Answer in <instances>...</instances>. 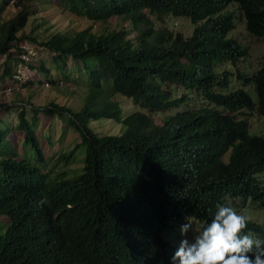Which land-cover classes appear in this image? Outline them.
Masks as SVG:
<instances>
[{
	"label": "trees",
	"instance_id": "1",
	"mask_svg": "<svg viewBox=\"0 0 264 264\" xmlns=\"http://www.w3.org/2000/svg\"><path fill=\"white\" fill-rule=\"evenodd\" d=\"M9 1L19 8L0 22L7 69L21 61L22 41H37L22 31L30 0H0V10ZM54 5L89 22L115 17L130 29L94 33L88 26L48 35L50 25L42 29L37 43L50 55L40 59L38 74L50 77L53 69L86 94L78 110L29 103L14 128L0 126V215L8 218L0 222V264H172L184 220L210 222L218 203L264 207V182L257 178L264 172V134L247 131L250 113L264 117V55L246 75L236 68L246 48L227 36L238 11L246 33L264 37V0ZM170 16L189 20L190 35L154 26ZM250 84L255 101L243 88ZM165 112L160 124L153 122ZM39 116L47 122L56 116L79 138L48 170L35 131ZM102 119L119 131L100 134L89 125ZM11 130L17 141L7 139ZM60 132L59 140L65 128ZM69 161L75 166L67 169ZM42 197L48 203L38 207ZM248 231L264 240V223L251 220Z\"/></svg>",
	"mask_w": 264,
	"mask_h": 264
},
{
	"label": "rangeland",
	"instance_id": "2",
	"mask_svg": "<svg viewBox=\"0 0 264 264\" xmlns=\"http://www.w3.org/2000/svg\"><path fill=\"white\" fill-rule=\"evenodd\" d=\"M28 6L31 10V13L28 12L25 26L22 31L30 36L36 35L37 41L24 40L20 44L23 46L25 44V49L30 50V47H34L35 55L32 60L28 61L29 65L35 66L43 59L45 61L49 60V51L45 50L41 45H39L38 39L42 40V29L50 25L48 31L45 32L46 35L53 32V30L66 31L69 29H82L90 27V31L98 33L101 30L109 29L115 25L118 27L123 26L122 28L127 30L130 29V25L126 21H120L115 17H110L106 22H89L77 17L62 12L60 7L54 5V0H30ZM19 7L13 5L12 2H8L6 5L1 7L0 10V22H3L13 16ZM146 11V10H144ZM156 23V24H155ZM233 28L230 30L227 36L236 39L241 46H245V55L239 59L238 64L236 65L239 70H241L246 75H251L254 70L259 66L261 57L264 55V37H254L246 33L244 29V20L241 18L238 11H235L232 17ZM154 26L158 28L166 27L168 30H171L172 33L179 32L183 37L190 35L192 24L189 20H186L181 17H168L164 21H153ZM20 31H17L19 34ZM135 33L131 31L129 37L133 36ZM31 45V46H30ZM5 60L4 55H0V126L2 125L1 121L5 124H14L16 122V112L17 106L13 104L15 101H25L30 102L33 106H43L48 102H54L59 106H65L72 110H78L83 103V97L86 94V91L83 86L73 85L70 81H65L62 79L61 85H56L55 81H52L53 86L41 87L39 83L34 80H31V84L25 85L24 87L16 86L14 82L10 80V74L14 70V65H11V70L7 69L2 63ZM226 64H220L219 67L223 69ZM13 73L16 72V69ZM6 69V70H5ZM10 70V74L8 71ZM30 71H33L29 68ZM55 73V71H52ZM6 73L8 75L3 76ZM34 78L37 77L35 73L32 75ZM233 78V76H231ZM56 80V79H55ZM51 81V80H50ZM11 87L10 91L7 93L4 91L5 87ZM249 94L251 100L255 101V94L252 89V85H247L243 87ZM114 98L117 99L123 106L127 108L132 107V103L118 96L114 95ZM7 109H4L6 108ZM169 113H156L153 115L152 119L154 123L160 124L162 119ZM256 113L252 112L248 115V127L247 131L249 134H264V117L257 116ZM39 116L38 123L36 124L35 131L39 137L40 146L42 149L43 156L47 158L46 165L50 167L54 160L59 157L66 149H71L73 144H76L79 141L78 135L73 132L71 129L64 127L62 120H59L56 116L48 121L46 117ZM48 123V125H47ZM89 125L98 133H117L119 131L116 123L109 119H102L96 122H89ZM65 128V133L63 137L60 138L61 128ZM40 133V135H39ZM18 132L11 131L7 138L9 140L17 141L19 139ZM62 164L53 167V172L57 168L61 167ZM75 166V163L69 161L66 165V168H72ZM259 182H264V172L257 175ZM237 211L246 212L251 220L257 221L259 223H264V207H254L250 202L245 203L244 205L236 206ZM0 222L5 223L6 218L0 216ZM182 239V237H181ZM180 239V240H181ZM180 240H177L178 243Z\"/></svg>",
	"mask_w": 264,
	"mask_h": 264
},
{
	"label": "clouds",
	"instance_id": "3",
	"mask_svg": "<svg viewBox=\"0 0 264 264\" xmlns=\"http://www.w3.org/2000/svg\"><path fill=\"white\" fill-rule=\"evenodd\" d=\"M21 50L23 49L21 48ZM30 51V53H27L26 59L21 58L20 54L22 53H19L21 61H18L14 66V70L18 67L15 73H13L14 70L11 74L10 72L8 73L10 74V80L17 87L27 86L31 84V80L39 83L41 87L53 86L52 81H55L58 86L61 85L62 78L55 75L52 72L53 69L49 70L51 76L46 77L38 74L35 68L38 64L35 66L29 65L28 67V61L32 60L35 55L34 47L32 48L31 46ZM29 68L33 71H30ZM33 73L37 77L34 78L32 76ZM8 74L5 73L3 76ZM15 76H19V78L17 79ZM10 89L11 87L7 86L4 88V91L8 93ZM29 103L25 101L13 102L18 108L16 112L17 120L14 124L9 125L1 121L2 126L14 128L18 121L17 115L19 110L24 106H28ZM4 109H7V107ZM48 169L47 166H44V170ZM49 174H52V172ZM47 203V198L42 197L37 201V206L39 207ZM4 217L6 218V222L2 224H6L8 221V218ZM250 221L251 217L246 212L237 211L231 204L219 203L216 205V211L210 222H200L189 217L180 225L179 233L182 239L180 237L178 239H181L179 243L178 241L175 243L176 249L170 257L172 264H264V240L257 238L251 231L245 233V229ZM45 225L46 219L42 217L37 230L39 241ZM64 252L65 249L64 251L59 249L57 254L63 255Z\"/></svg>",
	"mask_w": 264,
	"mask_h": 264
},
{
	"label": "built area",
	"instance_id": "4",
	"mask_svg": "<svg viewBox=\"0 0 264 264\" xmlns=\"http://www.w3.org/2000/svg\"><path fill=\"white\" fill-rule=\"evenodd\" d=\"M25 44L23 45V46H21V48L23 49L22 51H21V53L22 54H20V57L21 58H24V59H26V57H27V53H30L31 51L30 50H26L25 48ZM26 53V54H25ZM17 79L19 78V76H15Z\"/></svg>",
	"mask_w": 264,
	"mask_h": 264
}]
</instances>
